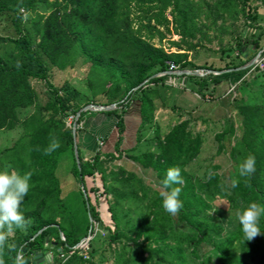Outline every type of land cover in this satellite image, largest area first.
<instances>
[{
	"label": "trees",
	"instance_id": "trees-1",
	"mask_svg": "<svg viewBox=\"0 0 264 264\" xmlns=\"http://www.w3.org/2000/svg\"><path fill=\"white\" fill-rule=\"evenodd\" d=\"M249 1L212 0L210 4L204 3L218 17L245 11V16L254 18L248 11ZM260 1L264 6V0ZM130 5L143 13L141 17L144 20L132 23ZM167 7H170V19L164 14ZM43 9H48L46 14L42 12ZM200 9L198 0H0V13H10V22L16 34L14 38L0 36V130L19 129L12 142L0 149V167L3 170H17L21 174L28 171L33 173L30 189L21 204V211L31 221L30 226L26 232L16 230L9 239V243L23 249L27 264H35L34 255H43L47 251L53 254L52 264H81L83 259L77 254L79 248L73 245L92 231L93 223L101 226L112 241L124 238L135 243L139 255L145 254L141 257L142 264H207L210 257L202 256L197 263H189L185 253L188 247L189 252L197 256L195 247L204 241L206 231L214 229L212 217L207 213L210 205L204 195L211 191L224 198L227 205L235 210L251 202L264 205V98L258 103L242 102L235 106L240 134L234 143L230 144L234 134L232 123L215 134L218 141L215 153L224 150V141L233 162L227 179L223 181L215 172V165L211 166V171L203 179L185 169L186 164L199 153L201 144L199 135L190 132L186 120L175 122L164 134L154 127L152 146L129 154L140 141L142 130L152 121L155 87L166 74L150 77L132 88L151 74L168 70V62L179 69L184 66L186 52L178 50H182L181 43L191 46L185 39L194 37ZM27 12L34 13L32 24L36 41L23 33L19 25L22 14ZM168 23L180 35L178 41L169 40V44L177 48L176 51L149 42L154 35L161 39L164 33L159 27H166ZM257 40L258 35L255 38H238L235 48L241 53L248 44L259 47ZM4 41L11 43L12 48L2 45ZM263 54L264 49L261 51ZM40 55L59 70L71 66L77 57H81L82 61L88 63L86 84L90 96L102 94L106 98L102 105L115 102V108L107 111L85 110L78 113L75 123L82 117L85 121L87 116L97 114L112 117L116 134L111 150L100 151L96 142L99 138L96 137L92 154L83 158L77 140L78 129L75 127L79 168L74 160L70 127L64 125V120L69 115L73 117L91 99L80 104L77 89L55 87L48 79ZM237 60V63L226 64L222 69L235 68L245 62L238 55ZM247 69L201 76L187 75V80L192 83V91L204 94L213 89L208 86V81L236 80ZM32 79L40 80L49 91V99L42 106L36 100L30 82ZM262 85L264 90V79ZM131 105H134L136 112L134 117L130 116L134 143L126 147L122 144V136L129 116L126 110ZM53 138L59 140L60 147L45 155L44 149ZM65 153L70 155L68 172L76 181L77 195L89 219L81 227L76 225L73 213L62 199L60 181L55 174L59 158ZM123 153L142 169L152 171L159 186L167 169H181L184 182L178 186L182 189L179 198L183 208L178 215L165 212L160 189L143 182L133 171L117 167L118 175L124 177L130 190L146 206L147 212L139 213L134 219L129 212H124L121 216L127 213L128 221L120 233L117 231L120 216L108 205L111 224L108 227L102 225L97 206L88 195V190L95 192L97 189L86 187L85 177H93L97 173L101 191L106 194L103 174L96 169V162L101 156L119 159ZM249 154L255 157L256 171L250 178H239V186L233 188L231 181L237 177V165ZM210 172L214 173L211 178ZM94 198L98 204L97 197ZM176 224L181 228L176 230ZM41 227V231L33 236ZM259 227L261 233L247 241L237 221L233 231L220 240L211 241L209 251L216 263L264 264V216H261ZM44 237H47L46 245ZM87 253L90 255L91 250ZM58 254L68 256L61 261ZM14 257V252L5 250V264H14Z\"/></svg>",
	"mask_w": 264,
	"mask_h": 264
},
{
	"label": "rangeland",
	"instance_id": "rangeland-1",
	"mask_svg": "<svg viewBox=\"0 0 264 264\" xmlns=\"http://www.w3.org/2000/svg\"><path fill=\"white\" fill-rule=\"evenodd\" d=\"M204 1L210 4L212 0H198L201 9L196 18L197 30L194 32L193 38L185 39L191 46L181 43L182 50H178L186 52L184 66L180 69H197L202 73L201 75H204L206 74L205 68L216 71V69L224 68L226 64L237 63V55L245 61L244 63L252 59L258 52L257 57L251 65H248L249 67H245L248 69L239 79H221L215 83L208 81V86L213 87V89L211 92L204 94L192 91L190 88V85H192L191 81L189 82L187 77L183 78L182 74H166L164 79L158 81L155 87L156 95L153 100L155 109L152 121L142 130L140 141L135 149L129 151V154L139 153L152 146V130L154 127H158L159 133L164 134L175 122L186 120L188 129L191 133L199 135L201 144L199 153L186 164L185 169L195 177L203 179L205 174L211 171V166L215 165L216 169L214 170L220 175L221 181H223L227 179L233 162L225 148L227 146L226 142L223 141L224 150L215 153L218 144L215 134L223 131L228 123H232L234 134L230 139V144L234 143L240 134V122L235 106L242 102L258 103L264 98L262 85V80L264 79V54L261 55V51L264 49V6L260 0H250L247 3L249 14L254 16V18L245 16V11H239L233 16L223 15V17H218L214 12L208 10ZM47 10L43 9L42 12L46 14ZM164 14L170 19V7L165 9ZM142 15L141 11L130 5L129 16L133 24H137L139 20H144L141 17ZM33 17V12L23 13L19 25L23 33L29 34L33 41H36V35L33 34ZM159 30L164 33L163 37L158 39L154 35L149 39V42L155 46L176 51L177 48L171 46L169 40L178 41L180 35L173 31L171 23H168L166 27H159ZM142 33L144 34V32ZM257 35L259 47H256L255 44H248L241 53L237 51L235 41L238 38H255ZM0 36L16 37L10 22V13L8 12L0 13ZM2 45H8L10 49L12 48V44L7 41H4ZM40 59L47 69L49 81L55 87L66 86L77 89L78 103L83 104L85 100L91 99L89 103L102 105L106 101L102 94L90 96L86 84L88 63L82 61L81 57H77L71 66H66L61 70L52 67L44 56L40 55ZM176 69L179 68L176 66ZM30 82L36 93V100L42 106L49 99V91L45 89L40 80L32 79ZM133 106L131 105L126 112L131 113L133 111L135 113ZM44 114H47V112H44ZM95 118L94 115H91L87 116L86 120L83 121L84 118L82 117L74 124V127L78 129L77 140L80 146V155L83 158H87L92 154V149L95 145L93 141H95L96 137L99 138L96 142L100 151L104 152L111 150L116 135L113 127L109 132L112 135H104V138L98 135L95 130L92 131L89 126L95 121ZM73 119L74 116H67L64 120V125L70 127L74 121ZM128 122L132 125V118H127L126 123ZM18 132L19 129L17 127L9 130H0V149L9 145ZM133 143V138L128 141L124 133L122 144L128 147ZM69 162L70 155L68 153L62 154L55 174L60 181L62 199L71 213H73L76 225L81 227L89 219L83 212L80 198L77 195L76 181L68 172ZM117 167L133 171L143 182L151 187L157 189H160V187L153 172L142 169L130 160L126 153H123L119 159L101 156L97 160L96 169L103 174L106 194L101 191L98 174L96 173L93 177H85L86 187H95L97 189L95 192L88 190V195L91 202L97 206L103 226L108 227L111 224L107 210L108 205L118 217L120 216L121 220L118 222L117 231L121 233L124 231L125 224L128 221L127 213L121 216L124 212H129V216L134 219L139 213L147 211L141 199L130 190L124 177L118 175ZM0 170L3 169L0 167ZM94 196L97 197L98 204ZM204 198L210 205L207 213L212 217L214 229L206 231L204 241L195 247L197 256H193L189 252L190 248L188 247L185 249V253L189 263H197L198 258L208 256L210 259L207 264H217L215 257L209 251L210 242L220 240L233 231L237 224V219L234 215L235 209L230 208L224 198L213 194L211 191L206 193ZM180 228L181 226L176 224L175 229L178 230ZM77 247L79 248L77 254L81 255L83 259L81 264H142L141 257L145 255H139L138 246L131 241H127L124 238H119L116 241L108 239L105 230L101 226H97V223L92 224V231ZM90 250L91 254L88 255L87 251ZM234 250L237 251L236 248ZM49 253L50 256L46 260V264H52L53 254ZM45 254L34 257L35 261L44 258ZM58 256L61 261H64L68 255L58 254Z\"/></svg>",
	"mask_w": 264,
	"mask_h": 264
},
{
	"label": "clouds",
	"instance_id": "clouds-1",
	"mask_svg": "<svg viewBox=\"0 0 264 264\" xmlns=\"http://www.w3.org/2000/svg\"><path fill=\"white\" fill-rule=\"evenodd\" d=\"M19 62L17 67H19ZM60 147L59 140L53 138L47 148L44 149L45 155H50ZM256 171V160L251 154L247 155L237 165V177L231 181V186L236 188L240 184L239 178H250ZM32 172L28 171L21 174L17 170H0V264H5V250L9 253L14 252V264H27L22 248H17L15 243H9V238L16 230L26 232L30 226V219H26L21 211V204L30 189ZM214 173H209V178ZM181 169L171 167L166 170V175L160 182L159 195L162 199V207L165 212L175 216L183 208L180 200L181 187L183 184ZM234 215L241 226L244 238L251 241L261 233L259 221L264 216V205L251 202L244 208L235 210Z\"/></svg>",
	"mask_w": 264,
	"mask_h": 264
},
{
	"label": "water",
	"instance_id": "water-1",
	"mask_svg": "<svg viewBox=\"0 0 264 264\" xmlns=\"http://www.w3.org/2000/svg\"><path fill=\"white\" fill-rule=\"evenodd\" d=\"M258 54V52H257ZM257 54L250 60H248L246 63H243L242 65L240 66H237L235 68H229V69H224V70H219V71H213V70H209V69H206L204 70L205 73H214V74H217V73H221V72H224V71H229V70H235V69H242V68H245L246 66L248 65H251L255 58L257 57ZM162 74H169V75H183V78H186L187 75H194V76H200L202 73L199 72V70L197 69H194V70H186V69H173V70H165L163 72H159V73H154V74H151L149 77H147L146 79H144L143 81H141V83H139L138 85H136L135 87H133L132 89L138 87L140 84L144 83L148 78L150 77H153V76H157V75H162ZM115 102L113 103H110V104H107V105H97V104H93V103H87L85 105H83L74 115V121L72 123V125L70 126V132H71V137H72V147H73V155H74V160H75V163H76V166L77 168H79V164H78V154H77V149H76V144H75V127H74V124H75V120L78 116V113L80 111H85V110H90V111H107V110H110V109H113L115 108ZM81 185V184H80ZM81 191L83 193V197L85 198V193H84V190L82 189V185H81ZM43 227H41L40 229H38L34 234L36 235L37 233H39L41 231ZM88 233H89V230H88ZM87 236H85L84 238H81L77 243H75L73 245V247H77L78 245H80L81 241L83 239H86ZM46 242H47V237H44V245H46ZM40 254H36L34 255V257L36 256H39ZM50 256V253L47 252L45 255H44V258H40L38 260H36V264H46Z\"/></svg>",
	"mask_w": 264,
	"mask_h": 264
},
{
	"label": "crops",
	"instance_id": "crops-1",
	"mask_svg": "<svg viewBox=\"0 0 264 264\" xmlns=\"http://www.w3.org/2000/svg\"><path fill=\"white\" fill-rule=\"evenodd\" d=\"M135 113L133 111L131 113L129 112L128 113L129 116L127 118L131 119L130 116L135 115ZM94 116L96 117L95 121H93L92 124L89 126L91 127V130L92 131L95 130V132L102 137L104 135L110 134L109 132L111 131L113 127L112 125L113 119L108 116L102 115V114H97ZM131 128H132V131H131ZM133 132H134L133 125H130V122L128 123L125 122V132L124 133H125L127 140H131L133 138Z\"/></svg>",
	"mask_w": 264,
	"mask_h": 264
},
{
	"label": "built area",
	"instance_id": "built-area-1",
	"mask_svg": "<svg viewBox=\"0 0 264 264\" xmlns=\"http://www.w3.org/2000/svg\"><path fill=\"white\" fill-rule=\"evenodd\" d=\"M168 65H169L170 70L176 69V66L172 64L171 62H168Z\"/></svg>",
	"mask_w": 264,
	"mask_h": 264
}]
</instances>
